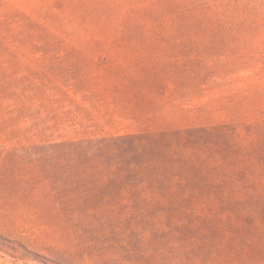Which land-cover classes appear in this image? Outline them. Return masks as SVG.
<instances>
[{"label": "rangeland", "instance_id": "obj_1", "mask_svg": "<svg viewBox=\"0 0 264 264\" xmlns=\"http://www.w3.org/2000/svg\"><path fill=\"white\" fill-rule=\"evenodd\" d=\"M0 264H264V0H0Z\"/></svg>", "mask_w": 264, "mask_h": 264}]
</instances>
